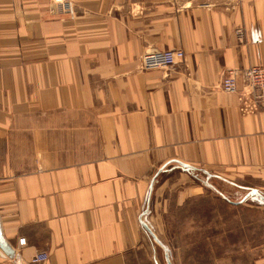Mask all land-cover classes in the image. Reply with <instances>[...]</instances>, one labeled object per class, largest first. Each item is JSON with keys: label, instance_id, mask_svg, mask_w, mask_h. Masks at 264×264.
I'll return each mask as SVG.
<instances>
[{"label": "crops", "instance_id": "0c3cea01", "mask_svg": "<svg viewBox=\"0 0 264 264\" xmlns=\"http://www.w3.org/2000/svg\"><path fill=\"white\" fill-rule=\"evenodd\" d=\"M72 6L0 0V264H162L154 240L173 264L146 217L160 173L184 163L264 195V110L220 86L264 65V0ZM168 48L184 60L142 67ZM256 248L243 264H264Z\"/></svg>", "mask_w": 264, "mask_h": 264}, {"label": "rangeland", "instance_id": "374dc122", "mask_svg": "<svg viewBox=\"0 0 264 264\" xmlns=\"http://www.w3.org/2000/svg\"><path fill=\"white\" fill-rule=\"evenodd\" d=\"M52 2L48 0L50 6ZM182 167H169L155 179L146 216L172 263L251 261L259 253L256 246L264 244V201L251 195L248 186L253 184ZM154 244L161 263L166 264L163 247L155 240Z\"/></svg>", "mask_w": 264, "mask_h": 264}, {"label": "built area", "instance_id": "2783aa9c", "mask_svg": "<svg viewBox=\"0 0 264 264\" xmlns=\"http://www.w3.org/2000/svg\"><path fill=\"white\" fill-rule=\"evenodd\" d=\"M50 6L52 13L57 15H67L72 13L73 6L71 0H52ZM185 52L181 48H168L143 55L141 64L144 69L161 68L175 65L182 62ZM220 86L223 91L235 93L240 91L244 97L252 104L264 110V65H252L243 71L231 69L225 73ZM20 243L25 242V238H20ZM46 251L37 252L31 259L32 263H39L47 260Z\"/></svg>", "mask_w": 264, "mask_h": 264}, {"label": "water", "instance_id": "95a60500", "mask_svg": "<svg viewBox=\"0 0 264 264\" xmlns=\"http://www.w3.org/2000/svg\"><path fill=\"white\" fill-rule=\"evenodd\" d=\"M184 167L190 168L189 165L182 163ZM253 193L257 194L262 200H264V195H262L259 191L256 189H253ZM146 229L156 238L154 233L150 230V228L144 224ZM0 246L1 248L8 254V255H13L14 254V249L3 239L0 233ZM170 264V263H169Z\"/></svg>", "mask_w": 264, "mask_h": 264}]
</instances>
